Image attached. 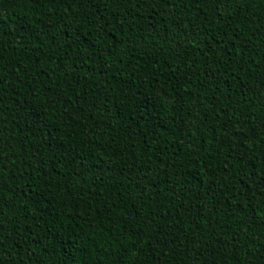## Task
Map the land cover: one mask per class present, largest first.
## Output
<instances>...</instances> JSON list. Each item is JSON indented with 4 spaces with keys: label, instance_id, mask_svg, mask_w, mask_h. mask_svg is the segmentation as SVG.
I'll return each instance as SVG.
<instances>
[{
    "label": "trees",
    "instance_id": "obj_1",
    "mask_svg": "<svg viewBox=\"0 0 264 264\" xmlns=\"http://www.w3.org/2000/svg\"><path fill=\"white\" fill-rule=\"evenodd\" d=\"M0 264H264V0H0Z\"/></svg>",
    "mask_w": 264,
    "mask_h": 264
},
{
    "label": "snow or ice",
    "instance_id": "obj_2",
    "mask_svg": "<svg viewBox=\"0 0 264 264\" xmlns=\"http://www.w3.org/2000/svg\"><path fill=\"white\" fill-rule=\"evenodd\" d=\"M37 2L38 3H43L44 0H37ZM49 2H51V0H49ZM191 3L198 4V3H200V0H191ZM35 123H36V126H37L38 130H43L44 128L48 127V125L43 123V121L40 119L39 115L37 116ZM47 134H51V132L49 131ZM224 254L227 256L228 252L225 251Z\"/></svg>",
    "mask_w": 264,
    "mask_h": 264
}]
</instances>
